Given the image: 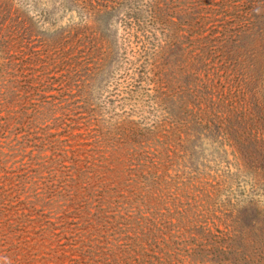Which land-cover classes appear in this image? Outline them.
I'll use <instances>...</instances> for the list:
<instances>
[{"label": "trees", "instance_id": "1", "mask_svg": "<svg viewBox=\"0 0 264 264\" xmlns=\"http://www.w3.org/2000/svg\"><path fill=\"white\" fill-rule=\"evenodd\" d=\"M60 6L77 11L82 23L97 24L105 40L115 12H121L154 75L159 111L185 110V120L171 121L172 133L212 141L215 159L227 166L225 183L247 188L234 208L236 224L228 237L212 236L204 244L210 221L190 220L187 254L195 256L203 246L216 255L233 250L234 264H264V0H60ZM15 13V19L22 16L23 0H0V59L21 88L30 133L41 151L51 150L22 166H50L51 180L58 181L53 192L65 190L69 202L54 220L22 206L14 189H2L0 201L10 207L0 212V264H181L180 241L165 234L163 223L122 212L125 180L117 166L164 165L146 147L160 124L132 127L131 138L139 142L133 150L106 153L103 136L88 126L86 110H76L82 93L75 92L78 72L59 96L45 93L55 90L56 82L41 85L38 59L27 55L18 37L3 32ZM59 59L68 62V52ZM235 74L237 86L244 81L251 95L245 106L231 92Z\"/></svg>", "mask_w": 264, "mask_h": 264}, {"label": "rangeland", "instance_id": "2", "mask_svg": "<svg viewBox=\"0 0 264 264\" xmlns=\"http://www.w3.org/2000/svg\"><path fill=\"white\" fill-rule=\"evenodd\" d=\"M17 16L15 13L6 21L3 32L18 37L27 55L38 59L41 85L56 82L52 84L55 90L45 93L59 96L69 76L78 72L74 77L75 85H79L75 92L81 89L82 93L76 97L80 106L76 110H86L88 126L93 134L103 136L106 153L121 155L126 149L133 150L139 142L131 138L132 127L160 124V132L146 147L164 165L117 166L125 180L122 188L126 199L121 201L126 207L122 212L143 219L154 216L163 223L165 234L180 241L184 259L181 264H234L233 250L216 255L198 246L195 256L188 255L192 238L187 227L197 216L207 218L212 232L204 235V244L212 241V236L214 240L228 237L225 233H230L236 224L234 208L247 188L225 183L227 166L215 159L218 153L212 141L172 133L171 121L185 120V110L176 107L171 115L159 111L153 98L157 93L154 75L147 72L150 66L144 53L139 52L141 42L121 20L122 13L115 12L107 41L97 24L82 23V15L62 8L60 0H23L22 16L15 19ZM63 51L68 52L66 63L59 59ZM6 70L0 59V193L12 188L23 200L22 206L27 204L30 211L47 212L59 220L57 217L69 201L64 198L65 190L60 193L57 187L53 192L52 183L58 184L56 179L51 180L55 172L51 173L50 166H22L36 154H50L51 150L47 147L41 151L35 134L30 133L22 114L21 88ZM232 77L236 78L232 95L245 106L251 96L247 85L242 81L243 85L237 86L238 77ZM178 84L174 83L173 88ZM95 204L96 201L90 207ZM9 207L7 201H0V212L4 209L5 213Z\"/></svg>", "mask_w": 264, "mask_h": 264}]
</instances>
